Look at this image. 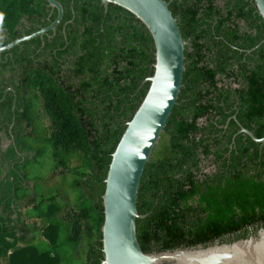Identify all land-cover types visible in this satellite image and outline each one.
Wrapping results in <instances>:
<instances>
[{"label":"trees","instance_id":"16d2710c","mask_svg":"<svg viewBox=\"0 0 264 264\" xmlns=\"http://www.w3.org/2000/svg\"><path fill=\"white\" fill-rule=\"evenodd\" d=\"M57 1L55 30L0 55V135L10 140L0 148V264H60L33 245L22 208L35 204L18 197L26 185L19 138L42 115L50 121L45 140L79 161L72 171L84 205L64 211L61 231L50 222L40 232L56 245L64 230L66 240L86 244L85 264H100L103 180L153 73V39L133 14L100 0ZM165 1L184 41L185 70L138 187L136 236L146 253L264 226V142L238 132L264 136V19L253 0ZM56 15L47 0H0V45Z\"/></svg>","mask_w":264,"mask_h":264},{"label":"water","instance_id":"95a60500","mask_svg":"<svg viewBox=\"0 0 264 264\" xmlns=\"http://www.w3.org/2000/svg\"><path fill=\"white\" fill-rule=\"evenodd\" d=\"M112 3L140 20L154 43L153 73L145 81L148 89L111 154L104 192L100 264H264V226L257 225L255 234L213 243L178 247L161 252H144L136 236V202L140 179L153 148L176 103L185 70L184 41L177 20L165 0H100ZM257 13L264 19V0H253ZM55 8V19L45 27L0 45V55L20 43L55 30L63 15L57 0H47ZM259 45V44H258ZM257 45V46H258ZM254 49V48H253ZM14 110V106L12 108ZM254 142L263 143L250 130L240 126Z\"/></svg>","mask_w":264,"mask_h":264},{"label":"rangeland","instance_id":"374dc122","mask_svg":"<svg viewBox=\"0 0 264 264\" xmlns=\"http://www.w3.org/2000/svg\"><path fill=\"white\" fill-rule=\"evenodd\" d=\"M37 109L38 107L32 109L33 115L39 113ZM49 124L48 117L42 115L31 135L19 138L20 154L26 158L22 166L26 185L19 189L18 197L19 200L27 199L35 204L33 207L22 208L23 216L32 230L33 245L52 251L60 258V264H85L86 244L66 240L62 237L65 235L63 230L59 243L51 245L46 236L40 232V228L50 222L60 227L61 231L66 225L62 217L64 211L71 208L76 211L84 205L83 200H80V194L83 195V192L74 184L76 176L72 171L73 166L79 161L75 158L76 155L54 148L45 140L50 132ZM9 144V138L4 134L0 135V148L5 149ZM66 155L69 156L70 162L61 164L60 160ZM206 164L205 170H211V165ZM53 205L60 207V211L55 215L46 217L39 215L45 213L49 207L53 208Z\"/></svg>","mask_w":264,"mask_h":264},{"label":"flooded vegetation","instance_id":"af4514ba","mask_svg":"<svg viewBox=\"0 0 264 264\" xmlns=\"http://www.w3.org/2000/svg\"><path fill=\"white\" fill-rule=\"evenodd\" d=\"M8 89H10V88H8ZM251 234H255V230L254 229H249L248 231H243V232H241L238 235H232L230 237H227V240H231L233 238L235 239V238H238V237H245V236H248V235H251Z\"/></svg>","mask_w":264,"mask_h":264}]
</instances>
